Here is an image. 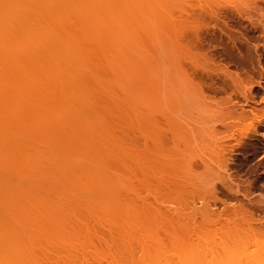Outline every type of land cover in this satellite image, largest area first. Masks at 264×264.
<instances>
[{
    "label": "rangeland",
    "instance_id": "374dc122",
    "mask_svg": "<svg viewBox=\"0 0 264 264\" xmlns=\"http://www.w3.org/2000/svg\"><path fill=\"white\" fill-rule=\"evenodd\" d=\"M117 2L96 56L81 60L80 80L68 90L67 108L86 112L77 129L88 135L94 173L112 195L105 221L80 236L79 258L264 264V237L237 233L233 213L220 223L231 225H204L208 212L200 201L215 196L212 184L230 206L228 198L242 193L264 199V0ZM226 155L225 180L207 166ZM175 169L181 201L192 207L185 209L199 206L202 217L177 210ZM103 197L94 195V203L103 206Z\"/></svg>",
    "mask_w": 264,
    "mask_h": 264
},
{
    "label": "bare ground",
    "instance_id": "6f19581e",
    "mask_svg": "<svg viewBox=\"0 0 264 264\" xmlns=\"http://www.w3.org/2000/svg\"><path fill=\"white\" fill-rule=\"evenodd\" d=\"M116 2L0 0V264L84 263L86 259L79 258V239L109 215L105 204L112 196L109 185L94 173L89 137L77 129V118L83 119L86 112H81L82 106L76 112L81 116L73 114L76 109L70 111L67 101L73 96L68 90L80 80L77 67L97 53L99 40L106 35L108 14L114 10L109 8L119 6ZM223 157L211 159L207 168L218 169L215 175L226 180L230 176L220 173H226L228 166ZM81 159V164L76 163ZM178 170L174 205L185 211L190 205L185 207L180 198ZM33 177L34 183H29ZM211 187L216 196L218 186ZM212 193L200 200L202 210L208 212L204 225L224 227L223 218L233 213L230 227L237 233L264 237V199L242 193L228 198L233 200L230 206ZM94 195L107 198L101 199L106 201L103 206L94 203Z\"/></svg>",
    "mask_w": 264,
    "mask_h": 264
}]
</instances>
